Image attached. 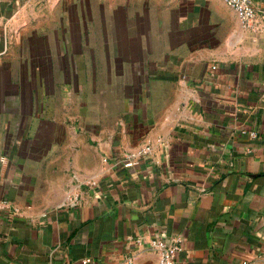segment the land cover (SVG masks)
Wrapping results in <instances>:
<instances>
[{"label":"crops","instance_id":"0c3cea01","mask_svg":"<svg viewBox=\"0 0 264 264\" xmlns=\"http://www.w3.org/2000/svg\"><path fill=\"white\" fill-rule=\"evenodd\" d=\"M254 2L247 26L224 0H0V264H156L154 236L176 264H264ZM91 90L122 115L88 118Z\"/></svg>","mask_w":264,"mask_h":264},{"label":"built area","instance_id":"2783aa9c","mask_svg":"<svg viewBox=\"0 0 264 264\" xmlns=\"http://www.w3.org/2000/svg\"><path fill=\"white\" fill-rule=\"evenodd\" d=\"M230 6H232L238 16L242 19L245 25H249L250 22L256 17L257 7L254 0H224ZM243 132H248L251 137L257 136V131L254 129L247 130L243 129ZM153 151V146L151 143H146L135 149L130 150L124 158V164L126 166L136 165L140 158L147 157ZM142 237H138V241H141ZM149 243L152 247L156 248L159 252V258L156 264H176V259L178 253L183 248V241L180 237H163L154 236L149 238ZM90 260L89 257L84 259V261ZM127 261L131 263L133 257H128ZM73 264V263H72ZM243 264H249L247 260L243 261Z\"/></svg>","mask_w":264,"mask_h":264},{"label":"rangeland","instance_id":"374dc122","mask_svg":"<svg viewBox=\"0 0 264 264\" xmlns=\"http://www.w3.org/2000/svg\"><path fill=\"white\" fill-rule=\"evenodd\" d=\"M60 29H59V33H58V37H75L76 41L73 42V45L78 47V40H77V37H80L79 35V32H78V29L79 27L78 26H72L71 27V30L69 33H67L66 35H64L62 33V28L61 26H59ZM109 29L113 28L114 27H108ZM90 29V28H89ZM63 30L66 32L68 30L67 27H64ZM108 32H111V31H108ZM77 58H74L72 57V61L73 63H75ZM78 61V59H77ZM94 91H86V100H87V103H86V107H87V114H88V118H90L92 121H95V119H100V118H103V117H108L110 116V113H112L113 110H116L119 115H122V113L124 112L123 110H125V107H121V106H109V105H100L98 103V100H95L93 97V94ZM101 94V97H104V98H108L110 99L111 98V90L110 89H106L104 90L103 92L100 93ZM103 94V95H102ZM97 98V97H96ZM99 122H96L98 125L101 122V120H98ZM103 121V120H102ZM100 128V127H99Z\"/></svg>","mask_w":264,"mask_h":264}]
</instances>
